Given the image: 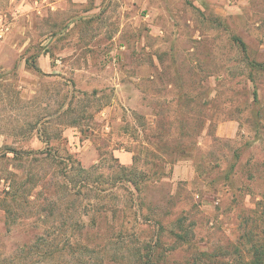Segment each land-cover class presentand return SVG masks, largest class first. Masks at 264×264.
<instances>
[{
	"label": "rangeland",
	"instance_id": "374dc122",
	"mask_svg": "<svg viewBox=\"0 0 264 264\" xmlns=\"http://www.w3.org/2000/svg\"><path fill=\"white\" fill-rule=\"evenodd\" d=\"M54 1L0 0V260L55 263L27 246L67 241L94 250L84 264L250 260L264 244V0H56L81 31L59 37ZM65 47L59 76L31 66Z\"/></svg>",
	"mask_w": 264,
	"mask_h": 264
},
{
	"label": "crops",
	"instance_id": "0c3cea01",
	"mask_svg": "<svg viewBox=\"0 0 264 264\" xmlns=\"http://www.w3.org/2000/svg\"><path fill=\"white\" fill-rule=\"evenodd\" d=\"M58 4L56 3V0L53 2L52 4V8L53 9V14H54V21H53V27L54 30L53 31H49L52 32L53 35H55V37H59V36H67V35H71V34H75L78 35L81 33V31H79V29H75L74 28V21H70V24L66 27L63 28L61 22L59 21V19H56V6ZM92 10H90L89 8L86 10V13L91 12ZM84 18V17H83ZM56 27V28H55ZM85 48V47H83ZM80 50V49H79ZM76 51L75 48H58L57 50H54V55L50 54V52H41L38 55H36L33 60H29L31 62V66L33 68H35L37 70V72L41 73V74H45V75H50L53 74L54 76H59V74L63 73V67L64 65H66V63L71 62L73 59L72 58H76L74 52ZM51 55V56H50ZM65 56H70L69 60L67 58H64ZM83 62L80 66H76L75 70L76 71H88V65H87V59L84 60V58H82ZM24 63L27 65V62L24 60ZM76 85H78L77 82H75ZM79 84H85L88 85V82H79ZM73 133H77V132H73ZM66 134V133H65ZM69 143L72 144V149L73 150H80V152H85V150L87 148H89V151L92 153V147H90L89 141L88 140H84L83 142V146L81 147L80 144L77 145V149H75V143H76V139L72 138L69 139ZM37 145L35 147H40V143L38 144V141L36 143ZM80 147V148H79ZM85 154V153H84ZM121 154V153H120ZM122 157L125 158V160L127 159V155L122 153ZM86 157H83V160ZM86 164H90V159H92L91 154L89 152H87V158H86Z\"/></svg>",
	"mask_w": 264,
	"mask_h": 264
},
{
	"label": "trees",
	"instance_id": "16d2710c",
	"mask_svg": "<svg viewBox=\"0 0 264 264\" xmlns=\"http://www.w3.org/2000/svg\"><path fill=\"white\" fill-rule=\"evenodd\" d=\"M239 42L242 52L246 51V46L241 40L235 39ZM253 94L256 96V91H253ZM14 156L18 155V152L15 150L11 151ZM65 232V230H62V233ZM72 241H67L62 244L58 243H48L44 245H38V243H35L33 245L27 246V252H39L42 250V256L43 261L50 263L49 260H51L52 256H56V262L50 263V264H69V261L67 258H74L78 256L77 262L79 264H84L82 261V257L86 254L88 256H93L94 250H92L89 246L82 245L78 243H74ZM251 250V258L248 261H240L238 264H264V244L259 245H253ZM26 250V249H22ZM0 262H4V264H12L11 261L8 259H1ZM13 264H23V262H14Z\"/></svg>",
	"mask_w": 264,
	"mask_h": 264
}]
</instances>
